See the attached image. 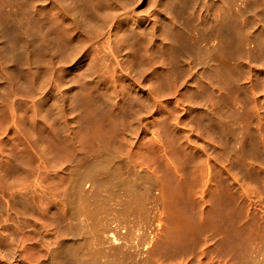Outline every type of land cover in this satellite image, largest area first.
I'll return each instance as SVG.
<instances>
[{
	"label": "bare ground",
	"instance_id": "bare-ground-1",
	"mask_svg": "<svg viewBox=\"0 0 264 264\" xmlns=\"http://www.w3.org/2000/svg\"><path fill=\"white\" fill-rule=\"evenodd\" d=\"M0 264H264V0H0Z\"/></svg>",
	"mask_w": 264,
	"mask_h": 264
}]
</instances>
